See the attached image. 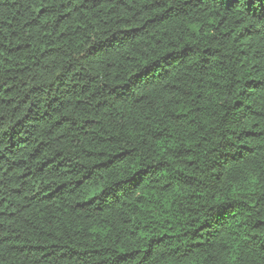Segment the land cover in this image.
Wrapping results in <instances>:
<instances>
[{
  "label": "trees",
  "instance_id": "obj_1",
  "mask_svg": "<svg viewBox=\"0 0 264 264\" xmlns=\"http://www.w3.org/2000/svg\"><path fill=\"white\" fill-rule=\"evenodd\" d=\"M0 264H264V0H0Z\"/></svg>",
  "mask_w": 264,
  "mask_h": 264
}]
</instances>
